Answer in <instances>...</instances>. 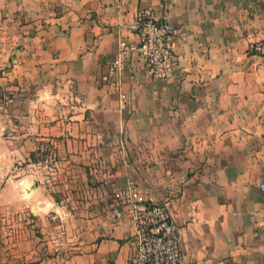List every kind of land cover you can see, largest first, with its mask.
I'll list each match as a JSON object with an SVG mask.
<instances>
[{"label":"crops","instance_id":"crops-1","mask_svg":"<svg viewBox=\"0 0 264 264\" xmlns=\"http://www.w3.org/2000/svg\"><path fill=\"white\" fill-rule=\"evenodd\" d=\"M143 9L175 28L176 67L150 78L132 51L110 74L119 40L137 39ZM260 38L264 0H0V85L35 83L29 99L74 102L37 125L67 162L83 165L91 198L87 238L72 228L56 264H133V221L116 216L129 186L166 203L183 264H264V59L248 50ZM14 96L0 93L7 103ZM16 159L0 152V162ZM28 164L11 169L0 200L20 185L31 219L51 211L56 226L73 220L75 174L52 195ZM15 255L0 250V264H16ZM53 258L33 254L30 264Z\"/></svg>","mask_w":264,"mask_h":264},{"label":"rangeland","instance_id":"rangeland-1","mask_svg":"<svg viewBox=\"0 0 264 264\" xmlns=\"http://www.w3.org/2000/svg\"><path fill=\"white\" fill-rule=\"evenodd\" d=\"M38 84H28L15 82L13 87L7 85H0V93L5 91L15 92L13 100L0 99V119L3 120V128L0 131V152L2 154H16L17 159L15 163L0 162V190L5 187L7 178L11 169L19 168L29 163L28 166L33 171H43L44 180L51 187L50 192L56 194V184L61 182H68V177L74 173L76 182L78 183V194L75 196L74 202L75 210L73 220L70 217L64 218V225L56 226L55 212L48 211L37 215L31 219L30 214L26 211V207L22 205L21 187L19 185V195L17 197L12 194L4 196L3 201L0 200V250H11L15 256L16 264H30L37 262L32 259L33 254H44L48 257L50 264H56L60 259H55L57 254L64 256V253L70 250L71 237L70 231L78 229L77 236L79 238H87L88 224L86 219L91 218L89 211V204L87 201L91 200L89 191L86 189V179L83 165H73L66 161L64 152L66 149L59 148L55 145L56 140L51 139L39 132L37 125L40 123H47L53 114L55 108L64 109V113H68L71 109L69 105L74 103L70 98L65 99V102L55 97V100L42 101L46 105L37 102L34 98L28 97L32 93L38 91ZM41 106V107H40ZM69 107V109H65ZM47 111V113H44ZM49 137V138H48ZM25 146H23V142ZM4 143V144H3ZM10 145V146H7ZM4 148V151L2 150ZM28 154V160L23 159L22 155ZM27 158V157H26ZM5 159V158H4ZM25 160V161H24ZM18 174H15L17 176ZM42 176V175H41ZM93 185L96 186V179ZM19 182V181H18ZM93 181H89L91 183ZM62 183V184H63ZM99 182H97L98 184ZM68 188V187H67ZM69 189V188H68ZM56 192V193H55ZM13 198V199H12ZM16 200L14 205H7L9 202ZM28 208V207H27ZM59 219V218H58ZM60 220V219H59ZM68 226V227H67ZM76 236V234H75ZM78 247L77 252H81L84 243H76ZM58 255V257H59ZM29 256V257H27ZM32 259V260H31Z\"/></svg>","mask_w":264,"mask_h":264},{"label":"built area","instance_id":"built-area-1","mask_svg":"<svg viewBox=\"0 0 264 264\" xmlns=\"http://www.w3.org/2000/svg\"><path fill=\"white\" fill-rule=\"evenodd\" d=\"M137 39H120L118 52L109 67L110 74L122 69L123 57L136 51L150 78H166L176 67L178 59L174 49L175 28L168 20L154 17L147 9L140 11L135 26ZM248 50L264 59V38L251 41ZM264 187V183L262 184ZM125 210L133 221V264H183L184 249L178 223L170 214L166 203L145 201L132 186L123 192Z\"/></svg>","mask_w":264,"mask_h":264}]
</instances>
